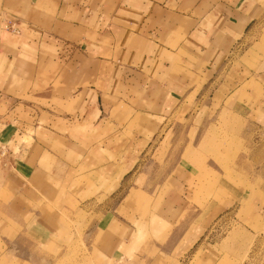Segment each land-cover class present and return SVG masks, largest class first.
I'll list each match as a JSON object with an SVG mask.
<instances>
[{
	"label": "crops",
	"instance_id": "0c3cea01",
	"mask_svg": "<svg viewBox=\"0 0 264 264\" xmlns=\"http://www.w3.org/2000/svg\"><path fill=\"white\" fill-rule=\"evenodd\" d=\"M203 95L264 130V0H0V264H32L21 240L54 243L64 214L91 205L95 262L218 264L204 231L242 196L136 169ZM18 104L31 120L9 114Z\"/></svg>",
	"mask_w": 264,
	"mask_h": 264
},
{
	"label": "rangeland",
	"instance_id": "374dc122",
	"mask_svg": "<svg viewBox=\"0 0 264 264\" xmlns=\"http://www.w3.org/2000/svg\"><path fill=\"white\" fill-rule=\"evenodd\" d=\"M206 99L203 95L190 109L169 116L159 134L142 151L136 169L148 177L150 185L172 173L182 176L187 171L200 181L211 177L216 182L220 177L221 182L242 199L236 198L224 208L223 217L214 219L204 231L205 239L202 240H207V244L218 253L225 252L218 264L222 261L225 264H264V211L261 210L264 206L263 127L256 121L243 118L244 115L236 110L219 109ZM232 100L228 99L226 105H231ZM9 114L32 119L29 108L22 104L15 106ZM7 154V149L0 146V175L4 172ZM255 201H260L263 206L260 204L261 208L251 209L250 204ZM93 208L92 205L74 208L71 213L64 214V235L54 237V243L48 241L47 232L42 236L39 233L27 239L35 241L37 246L28 245L22 239L21 245L14 249L15 253L19 254L21 247L22 256L27 260L31 258L32 264H102L94 261L87 247L97 228V214ZM30 228L38 231L36 227ZM8 246L14 248L12 244ZM119 254L118 251L116 259ZM128 257V261L126 256L120 257L122 262L119 264H141L137 262L140 257L133 254Z\"/></svg>",
	"mask_w": 264,
	"mask_h": 264
}]
</instances>
